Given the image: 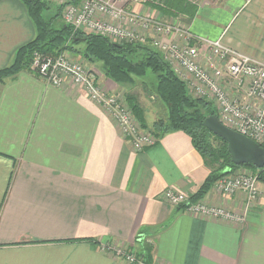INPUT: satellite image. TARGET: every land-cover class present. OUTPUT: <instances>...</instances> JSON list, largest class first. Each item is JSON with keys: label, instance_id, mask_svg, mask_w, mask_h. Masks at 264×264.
Segmentation results:
<instances>
[{"label": "crops", "instance_id": "1", "mask_svg": "<svg viewBox=\"0 0 264 264\" xmlns=\"http://www.w3.org/2000/svg\"><path fill=\"white\" fill-rule=\"evenodd\" d=\"M192 1L159 0L136 10L179 19L196 37L221 38L264 60V0ZM35 35L20 0H0V69ZM97 81L118 91L102 74ZM155 139L134 152L82 89L52 87L33 70L5 80L0 264H127L103 246L126 248L142 264H264V183L242 224L187 214L162 194L172 189L193 201L210 170L183 132ZM200 200L236 214L245 205L244 195L223 197L212 187Z\"/></svg>", "mask_w": 264, "mask_h": 264}, {"label": "built area", "instance_id": "2", "mask_svg": "<svg viewBox=\"0 0 264 264\" xmlns=\"http://www.w3.org/2000/svg\"><path fill=\"white\" fill-rule=\"evenodd\" d=\"M56 1L63 6L64 22L73 32L155 49L192 96L214 105L223 126L264 147V60L229 47L221 38L210 41L196 37L178 20L166 22L136 10V7L158 5L159 0ZM30 67L47 85L60 88L69 84L82 89L116 124L134 152L156 142L154 135L143 130L133 118L120 95L104 89L97 77L81 62L73 61L67 52L53 56L34 52ZM212 190L223 197L244 195L242 213L201 200L191 201L186 194L172 189L165 190L162 198L190 215L242 224L249 208L261 196L257 177L252 173L225 175L213 184ZM102 249L127 264L140 263L126 248L103 246Z\"/></svg>", "mask_w": 264, "mask_h": 264}, {"label": "trees", "instance_id": "3", "mask_svg": "<svg viewBox=\"0 0 264 264\" xmlns=\"http://www.w3.org/2000/svg\"><path fill=\"white\" fill-rule=\"evenodd\" d=\"M20 2L35 26L36 35L32 41L16 50L9 66L0 69V88L5 80L22 71L32 70L30 65L34 52L52 56L68 52L81 56L87 63H100L101 74L121 88L151 74L155 81L150 91L164 107L165 117L153 121L149 131L157 138L172 132H183L191 139L193 148L203 157L210 170L193 201L203 197L221 177L238 168L230 161L226 144L202 126L206 117L217 116L213 104L189 95L184 83L155 49L145 45L114 43L101 36L73 32L71 27L58 21L59 7L57 13L47 17L45 13L50 11L51 6L46 1ZM81 46L82 50L79 49ZM124 97L141 128L148 129L144 109L137 103L136 97L129 94ZM257 173L258 181L264 183V167ZM148 249L145 247V250Z\"/></svg>", "mask_w": 264, "mask_h": 264}, {"label": "rangeland", "instance_id": "4", "mask_svg": "<svg viewBox=\"0 0 264 264\" xmlns=\"http://www.w3.org/2000/svg\"><path fill=\"white\" fill-rule=\"evenodd\" d=\"M192 2L194 3V5H198L199 4V1L193 0ZM47 3H49L51 8H50V11L45 13L46 16L49 17V16H52L53 14L57 13V10H58V7H59L60 11L58 12L59 13L58 21H60V23H65L64 19H63V16H62V14H63V6L60 5L56 0H50V2H47ZM143 14L146 15V13H143ZM154 16L158 18V16H156V15H154ZM162 21H164V20H162ZM173 21L176 22L177 20H173ZM178 21H179V19H178ZM166 22H170V21H166ZM179 22L181 24H184L182 21H179ZM79 49L82 50L83 47L81 46ZM73 55H75V54H73ZM75 56H77V55H75ZM81 63L83 65H85L86 68L90 72H92L97 78H98V76H100V74H101V70H100L101 64L100 63H91L90 64V63H87L86 61L81 62ZM154 81L155 80H154L153 75L149 74L143 79H136L135 83H133L131 85L123 86V88H121V87H119V85H117V87H118L117 90L118 91H116V94L118 96L120 95V97L124 101H125V97H124L125 94H129V95H132V96L136 97L137 103L144 109V118H145V121H146L145 123L148 126V129H143V128L142 129L146 130V131H149L151 129V125H152L153 121L165 117V109H164V107L159 103V101L156 100V98L153 97V93H152V91H150L153 88ZM103 87H104V89H106L105 86H103ZM187 91H188V89H187ZM189 95H191V94L189 93ZM192 97L193 98H197V99H201L199 97H194V96H192ZM203 100H205V99H203ZM125 103L127 104L126 101H125ZM130 110H131V108H130ZM215 110H216V108H215ZM131 112H132V110H131ZM216 113H217L216 117L218 119V112L216 111ZM132 116H133V118H135L133 112H132ZM215 145L218 146L217 143H215ZM257 171H258V169L254 168V167L251 168V167H246V166L243 165V166H238V168L235 169L232 172V175H237V174H242V173H252L253 175H256L257 180H258ZM259 184H260V182L258 181V185Z\"/></svg>", "mask_w": 264, "mask_h": 264}, {"label": "water", "instance_id": "5", "mask_svg": "<svg viewBox=\"0 0 264 264\" xmlns=\"http://www.w3.org/2000/svg\"><path fill=\"white\" fill-rule=\"evenodd\" d=\"M202 126L226 144L227 153L234 166H252L258 170L264 167V149L252 140L223 126L216 116L206 117L202 121Z\"/></svg>", "mask_w": 264, "mask_h": 264}]
</instances>
